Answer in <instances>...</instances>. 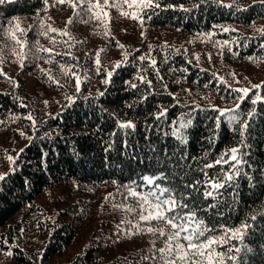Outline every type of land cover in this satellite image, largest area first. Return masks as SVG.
<instances>
[{
	"label": "trees",
	"instance_id": "1",
	"mask_svg": "<svg viewBox=\"0 0 264 264\" xmlns=\"http://www.w3.org/2000/svg\"><path fill=\"white\" fill-rule=\"evenodd\" d=\"M153 3L159 6L144 10L137 21L196 40L184 46L150 38L146 50L120 42L104 22L119 10H105L101 0L0 4V60L9 59L39 82L26 91L5 85L0 75V264H164L158 253L164 236L116 252L118 220L64 256L76 244L98 188L120 195L145 176L187 204L178 211L195 213L209 230L207 238L243 228L240 238L216 246L222 264H264V75L254 84L260 87H246L244 101L238 99L243 93L233 91L241 89L233 82L238 64L264 63V0ZM58 7L66 9L64 18H58ZM133 11L140 12L138 3ZM91 16L105 28L107 45L85 50L79 30ZM26 17L33 21L24 23ZM48 18L63 22L54 28ZM200 42L208 46L207 55ZM213 56L223 71L203 65L205 59L213 64ZM257 96L262 100L254 104ZM237 103L238 119L218 122L213 109ZM128 122L134 127L120 126ZM233 147L239 149L238 164L229 158ZM225 153L227 163L216 164ZM210 182L223 187L212 189ZM208 191L212 196H205ZM47 193L55 203L46 201Z\"/></svg>",
	"mask_w": 264,
	"mask_h": 264
},
{
	"label": "rangeland",
	"instance_id": "2",
	"mask_svg": "<svg viewBox=\"0 0 264 264\" xmlns=\"http://www.w3.org/2000/svg\"><path fill=\"white\" fill-rule=\"evenodd\" d=\"M119 4V7H113V3ZM101 4L104 5V9L108 10L111 7L114 10H119L113 17L112 20L104 21L105 26L111 31V34L117 38L120 42H128L132 44L134 47L138 46L142 50H146L149 42L146 40H150V38L155 39V42H159L161 45L164 44H183L184 46L189 40L195 41L196 37L193 35H184L171 31L169 28H154L147 26V24L140 23L136 19L131 18V14L134 13V5L132 0H108V4L105 5L104 0H101ZM132 4L130 7L129 5ZM59 16L58 18H64L66 15V9L63 7H58ZM122 12H128L130 15L128 17L123 16ZM92 21L84 23L79 30V34L81 35L80 39L82 42V46L85 50H88L94 46H106L107 40L104 37V33L106 32L105 28L99 24L100 20L97 19L96 16L92 17ZM24 23H29L33 21L32 17L24 18ZM49 26L55 28L57 23L54 19L48 18ZM76 28L71 29V33H75ZM199 48H202L204 51V55L208 54V46L200 42ZM111 54H116L117 50L115 48H111ZM214 57V56H213ZM207 58V57H206ZM212 61L204 60L203 65L210 67V69L215 66L219 68L220 71H223V63H221L217 57H214L213 64ZM238 73H235L233 78V82L237 81L238 87L241 89L246 88L248 86H252L256 84L264 75V63H259L256 65H246L245 63L238 64L236 66ZM20 68L15 65L9 59H1L0 60V75L5 85L12 84L15 86H19L21 89L26 91H34L37 86H39V82L35 77L28 74H21ZM148 180H151V183H148ZM158 186V187H157ZM129 188L136 190L138 193L147 196L149 192L156 191L157 194L163 189H168L166 186L159 184L156 181L155 177L145 176L140 182L129 184L123 191L118 195L115 193L114 188L110 189V192L107 194L105 187L98 188L94 197L91 199L89 203L90 215L81 221L79 237L77 238V242L73 247L68 249L67 253L64 256L69 257L71 253L75 252L77 246H81L85 244L88 239V236L96 235V233L103 227L109 228L115 220H118L116 224L118 225L119 230V240L114 245V250L116 252H121L122 249H129L133 246L138 245L142 240L148 243L161 236L159 231L149 232L147 228L152 227L154 229L164 228L166 232H171L172 229L166 226L163 222L160 221H151L145 222L140 220V215H147L146 211H143L140 207L141 200L138 197L129 196ZM49 200L48 202L55 203L53 201V193H47L44 195ZM172 196L171 191L165 193V197ZM152 203H155L154 197H149ZM64 205V202H59L58 207ZM147 208V205H145ZM129 209H134V211H129ZM128 212V213H126ZM126 213V214H125ZM181 214L183 212L181 211ZM114 226V224H113ZM120 227V229H119ZM164 240L161 242L160 248H164L166 246V242L168 240V236H164ZM183 242V241H181ZM139 244V245H141ZM146 246V247H148ZM159 253V251H158ZM159 255H161L159 253ZM163 260V259H162ZM164 261V260H163Z\"/></svg>",
	"mask_w": 264,
	"mask_h": 264
},
{
	"label": "snow or ice",
	"instance_id": "3",
	"mask_svg": "<svg viewBox=\"0 0 264 264\" xmlns=\"http://www.w3.org/2000/svg\"><path fill=\"white\" fill-rule=\"evenodd\" d=\"M5 0H0V4H3ZM58 3L64 4L66 0H57ZM86 0H81V3H85ZM127 2V0H125ZM105 5L108 4V0H104ZM133 4H137L140 8L139 13H132L131 18L133 19H142V13L144 10L158 7V4H154L153 0H132ZM113 7H119V4L113 3ZM130 7L132 4L129 5ZM228 7H231V5H227ZM75 7V5H73ZM93 5H88L87 11H91ZM94 7L99 8L100 4L97 3L94 5ZM123 16L128 17L130 14L128 12H122ZM104 15H108L107 13H104ZM72 21L70 20L69 23ZM55 31V29H52ZM228 31V29H225ZM22 32V30H21ZM23 34V33H22ZM66 34V33H64ZM12 38L15 39V33L12 34ZM18 44L20 41L17 39L16 41ZM43 51L50 52V49H43ZM141 60L146 59L145 57H141ZM124 60H127V55H125ZM97 73L100 72V61H99V53L97 54ZM151 64L154 66L156 64L155 60L151 61ZM120 67V62H117L116 68ZM116 68L113 69L112 72H108L107 76L110 79L113 73L115 72ZM65 75H67V72H65ZM75 75V74H73ZM51 79V77H49ZM142 82L144 81V77L140 76L138 77ZM105 83L108 82V80L104 81ZM80 83L78 77H76V90H80ZM147 83L151 84L150 81H147ZM132 87H136V85H132ZM253 87H260L259 85H254ZM233 91H236L238 93H243L238 97L240 101H244L247 97L248 93L250 92V89L243 88V89H233ZM101 95H103L101 93ZM71 102V98H69ZM262 100V97L257 96L255 100L252 102L255 104L257 102H260ZM198 107V106H197ZM240 108V104L237 103L234 108L228 109H220L218 107H215L213 110L217 111L219 113V116L217 117V120L221 118L226 119L227 122L233 123L238 119V110ZM165 111H161L159 113L160 116L165 115ZM249 117L253 115V113L248 114ZM28 120L33 122V126H35V121L33 120V117L31 114H29L26 117ZM191 124V121H188L186 124L182 125V127L187 128L188 125ZM121 127H134V125L131 124V122H128L126 124H121ZM249 126L248 121L244 122V129H247ZM243 134V133H242ZM239 149L236 147H233L230 149V159L234 161L235 163H240L237 153ZM228 153H225L224 156H222L220 159H218L215 163L221 164V163H227V159H225V156H227ZM12 158L9 157V160ZM205 167L211 168L213 167L212 164H207ZM4 177L3 175H0V180H2ZM227 180H231L232 176L228 175L226 177ZM148 183H151V180H148ZM212 189H219L223 187L222 184L218 182H210ZM158 187V186H157ZM169 192V189H163L157 194L156 191L149 192L147 196L142 195L138 193L136 190L129 188V196L131 197H138L142 202L140 204V207L143 211L147 212V215L141 214L140 220L145 222H151V221H160L166 224L172 231L166 232L164 228L160 229H154L152 227L147 228V231L149 232H155L159 231V234L161 236H168V240L166 242V246L164 248L158 249L159 253L161 254V259L164 260V264H222V258L223 253L216 251V246L227 244L229 239L232 238H240V235L243 231V228L237 229L235 232H232L229 236L227 233L230 230L225 229V236L221 239H217L215 237L213 238H207L205 236V233L209 230L204 225V222L202 220H199L195 213L192 212H184L181 214L178 209H186L187 204L181 203L178 201L174 196H167L165 197V193ZM212 192L208 191L205 193L206 197L212 196ZM149 197L155 198V203H152ZM145 205H147V208H145ZM129 211H134V209H129ZM246 227V226H244ZM204 238L203 240L201 238ZM183 241V242H181ZM147 259V257H145Z\"/></svg>",
	"mask_w": 264,
	"mask_h": 264
}]
</instances>
